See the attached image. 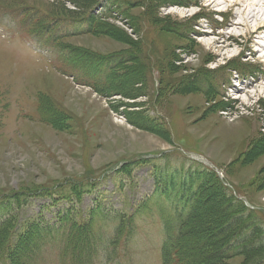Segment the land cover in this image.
<instances>
[{
  "label": "rangeland",
  "instance_id": "rangeland-1",
  "mask_svg": "<svg viewBox=\"0 0 264 264\" xmlns=\"http://www.w3.org/2000/svg\"><path fill=\"white\" fill-rule=\"evenodd\" d=\"M234 1L0 0V226L28 235L14 253L70 261L34 231L89 224L94 264H163L199 203L210 253L194 258L264 264V28L248 41L264 0H243L248 31ZM215 41L232 44L216 60Z\"/></svg>",
  "mask_w": 264,
  "mask_h": 264
},
{
  "label": "trees",
  "instance_id": "trees-1",
  "mask_svg": "<svg viewBox=\"0 0 264 264\" xmlns=\"http://www.w3.org/2000/svg\"><path fill=\"white\" fill-rule=\"evenodd\" d=\"M107 1L111 2L112 7L115 5V3H117V0H107ZM117 4L122 5L121 3H117ZM89 16L90 17H87L89 19L86 22L88 33L96 34L99 32L100 28H103L104 24H102L99 21L98 16L95 15L94 13L89 14ZM56 20L57 17H53V20L51 22H55ZM72 63L76 64L77 61L72 59ZM220 185L226 188L222 184ZM200 206L201 204L197 203L196 207L193 208L192 212L190 211L188 218L183 223L184 226L180 231L181 236L178 235L177 239H174L172 237L168 238L169 241L167 245L166 256L170 255L172 257L169 258V261L167 260L163 264H201L202 261L200 262L198 259L194 258L192 256L193 254H191V252L189 251L191 245L192 247H195L193 251L196 252L195 254L199 258H204L210 253V252H203L200 250L201 247L204 246L202 241H199L197 243L193 241L195 239L194 237L195 230L192 228L198 224L197 220L195 222L194 220L201 212L199 210ZM243 208L246 209L245 206ZM90 229L91 228L89 224L88 226L82 224L78 228V230H76L74 229L71 223L70 225L60 223V225H58V230L56 232L57 233L62 232L64 235L57 234V237H55L56 234L53 233L55 232L56 229L51 230L48 226H39V229L37 231H34L35 234L40 233V238L38 239L36 245H38L37 248L38 247L43 248L44 245H50L52 242L58 239V237H61V241H62L61 244L65 241V253H70L73 255V257L69 261L63 254V256L60 258L61 264H94L98 260L96 258L98 253V249H97L98 244L95 240H93L92 238L93 233L91 232ZM12 230H14V226L10 227L7 225L4 226L3 229H0V250L3 248L2 253L0 255V264H34L33 259H35L36 257V252H37L36 247L35 249L27 250L28 252L26 251V253H20L19 255L18 253L13 252L12 249L14 248V246L18 241L17 238L21 240L20 244H22L26 242L28 235H26L24 238L22 237L23 238L22 239L21 238L22 235L15 234L14 239H12V235H13ZM197 231L199 230L196 229V232ZM46 235L49 236L50 238L46 237ZM46 238H48V240H46ZM223 240L225 242V239ZM218 242L222 243V240H219ZM223 253H224L223 250H219L217 252V254H219L217 257L222 256ZM205 263L207 262H204V264Z\"/></svg>",
  "mask_w": 264,
  "mask_h": 264
},
{
  "label": "bare ground",
  "instance_id": "bare-ground-1",
  "mask_svg": "<svg viewBox=\"0 0 264 264\" xmlns=\"http://www.w3.org/2000/svg\"><path fill=\"white\" fill-rule=\"evenodd\" d=\"M260 1V0H259ZM90 2V1H89ZM181 2V1H180ZM191 2V1H190ZM215 2V1H214ZM236 2H239L240 4H241V7H240V9H242L241 11H240V13H238V12H235V13H233V17L235 16L236 18H238L239 20H243L244 22H242V23H237L238 25H240L241 27H243V28H245V29H247V31L248 30H250V27H249V20H250V18H253V19H258V16L257 15H255V14H251V13H249L248 12V9H247V6L245 7L243 4H245L246 5V2L245 1H243V0H237V1H234V3H233V5L236 3ZM223 3H225V2H223ZM213 4V2L211 3V4H209V5H212ZM83 10V9H82ZM75 12V11H74ZM77 12V11H76ZM76 14V13H75ZM58 16V15H57ZM48 17V16H47ZM74 17V16H73ZM45 18H46V16H45ZM36 19V18H35ZM51 20V19H50ZM36 21V20H35ZM52 21V20H51ZM247 21V22H246ZM79 22V21H78ZM231 22L232 21H228L227 23H226V26H229V24L231 25ZM39 23V22H38ZM263 23V22H262ZM236 23L234 22V24L232 25L233 27H235L234 25H235ZM99 25V24H98ZM224 25H225V23H224ZM259 26H261V27H259V28H257L256 30H254V31H250L249 32V34H250V37H249V39H248V41H252L253 40V37H254V34H256V33H259V31L262 29V28H264V24H261L260 23V25ZM62 27V26H61ZM97 27V26H96ZM45 30V29H44ZM37 31V30H36ZM52 32V31H51ZM63 32V31H62ZM51 34V33H50ZM47 37V36H46ZM223 38H225V41L226 40H230V39H227L225 36H222ZM56 38V37H55ZM231 38V37H230ZM232 39V38H231ZM222 42H224V41H222ZM222 42H221V44H219L220 42L219 41H215L214 42V44L216 45V47H217V49H218V51L216 52V53H214L213 54V56L212 57H214V60H216L217 59V57H219L220 56V52L221 51H223L224 49H226V51H228V49L229 48H231L232 47V44L231 43H224V44H222ZM219 45V46H218ZM224 53H222V55H223ZM252 55H255L254 54V52H253V54ZM210 58V57H209ZM212 59V58H211ZM204 60H206L205 58H203L201 61H200V63L202 62L203 63V61ZM193 78V77H192ZM228 82V81H227ZM250 84H252V82H250ZM129 85V84H128ZM135 86V85H134ZM176 88V87H175ZM213 95V94H212ZM183 96V95H182ZM206 99V98H205ZM184 103H186V105H191V103L192 102H190V99L188 98H186L185 100H184ZM197 104H194V106H196ZM211 106L212 107H210V106H208V108L210 107V109H214V110H216V106L214 105H212L211 104ZM142 107V106H141ZM189 108V107H188ZM189 110V109H188ZM193 110V109H192ZM184 111V110H183ZM207 111H208V109H207ZM142 112V111H141ZM211 112V111H210ZM127 114V113H126ZM185 114H188V112L187 113H185ZM216 114V113H215ZM218 115V114H217ZM129 119V118H128ZM131 119V118H130ZM213 119H217L216 117H215V115H213ZM249 120V119H248ZM248 120H247V123H248ZM220 122H221V124H220V122H219V124H220V126H229L227 123H225V122H222V120H219ZM140 122V121H139ZM244 122H245V120H244ZM186 124V123H185ZM188 125V124H187ZM185 126V125H184ZM203 126H217V124L215 125V124H210L209 125V123H205ZM235 126H238V125H235ZM249 126H251V125H249ZM253 126V125H252ZM230 128V130H232L233 131V129H234V127H229ZM253 134V133H252ZM255 139V138H254ZM258 155V154H257ZM189 185V184H188ZM187 201V200H186Z\"/></svg>",
  "mask_w": 264,
  "mask_h": 264
}]
</instances>
